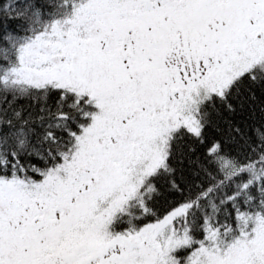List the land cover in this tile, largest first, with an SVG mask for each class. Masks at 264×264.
<instances>
[{
    "label": "snow or ice",
    "instance_id": "1",
    "mask_svg": "<svg viewBox=\"0 0 264 264\" xmlns=\"http://www.w3.org/2000/svg\"><path fill=\"white\" fill-rule=\"evenodd\" d=\"M0 264H264V0H0Z\"/></svg>",
    "mask_w": 264,
    "mask_h": 264
}]
</instances>
